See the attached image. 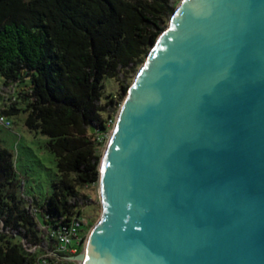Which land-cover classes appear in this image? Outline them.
Instances as JSON below:
<instances>
[{
  "label": "water",
  "instance_id": "obj_1",
  "mask_svg": "<svg viewBox=\"0 0 264 264\" xmlns=\"http://www.w3.org/2000/svg\"><path fill=\"white\" fill-rule=\"evenodd\" d=\"M81 264H264V0H183L101 159Z\"/></svg>",
  "mask_w": 264,
  "mask_h": 264
},
{
  "label": "trees",
  "instance_id": "obj_2",
  "mask_svg": "<svg viewBox=\"0 0 264 264\" xmlns=\"http://www.w3.org/2000/svg\"><path fill=\"white\" fill-rule=\"evenodd\" d=\"M179 2L0 0V75L10 95L2 114L25 112L27 128L49 137L59 171L46 205L27 206L14 156L0 148V264H37L55 247L48 231L82 213L87 202L79 187L99 182V140ZM106 78L121 94L104 103Z\"/></svg>",
  "mask_w": 264,
  "mask_h": 264
},
{
  "label": "rangeland",
  "instance_id": "obj_3",
  "mask_svg": "<svg viewBox=\"0 0 264 264\" xmlns=\"http://www.w3.org/2000/svg\"><path fill=\"white\" fill-rule=\"evenodd\" d=\"M182 1L183 0H180L178 6ZM137 74L133 77L131 86L133 85ZM4 85V79L0 75V115H4L2 114V110L6 108V104H10L8 100L5 101L10 95L9 91L5 90ZM120 94V85L115 79H104V103H107L110 100V96H114V98L118 100ZM125 98L126 96L121 99V104L116 113L113 114L110 110L109 113L105 114V117L108 120L110 119L111 114L114 116L109 130L107 131L106 136H104L105 140L100 139L97 146L102 157L106 151L110 134L112 133L118 113ZM18 107L24 109L25 105L20 103ZM26 116L27 114L23 111L16 116L4 115V117L11 123V127L6 128L3 124H0V148L7 149L14 156L15 169L20 182V187L18 189L19 196L25 201L27 206L29 205V200H31L37 208L41 209L46 205L48 198L54 193L53 186L54 183L59 180V171L56 156L47 146L49 137L41 132L29 130L25 124ZM79 191L81 195L86 198L87 202L83 214L92 226L89 228L85 237V242L78 254L84 250L88 234L102 215L99 183L79 187ZM85 233V229L80 231V235L82 236L85 235ZM74 263L81 264L80 261H74Z\"/></svg>",
  "mask_w": 264,
  "mask_h": 264
},
{
  "label": "built area",
  "instance_id": "obj_4",
  "mask_svg": "<svg viewBox=\"0 0 264 264\" xmlns=\"http://www.w3.org/2000/svg\"><path fill=\"white\" fill-rule=\"evenodd\" d=\"M0 124H3L6 128L11 127V123L4 115H0ZM83 211L81 214L73 217L68 225L48 231L49 237L55 241V247L54 249L45 250L39 257L37 264H49L54 261L59 263H74L70 257H74L79 253V248L83 246L86 239V236L80 235V231L88 227L90 228L89 221L85 218ZM61 255L68 257H61Z\"/></svg>",
  "mask_w": 264,
  "mask_h": 264
}]
</instances>
